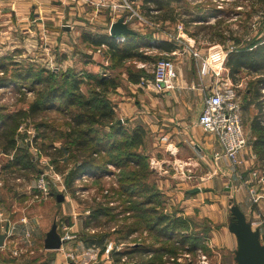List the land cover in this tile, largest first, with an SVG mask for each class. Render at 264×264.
<instances>
[{
	"label": "rangeland",
	"instance_id": "374dc122",
	"mask_svg": "<svg viewBox=\"0 0 264 264\" xmlns=\"http://www.w3.org/2000/svg\"><path fill=\"white\" fill-rule=\"evenodd\" d=\"M67 1L51 0V5L45 7L41 3V14L36 12L38 10L35 5L33 8L23 7L21 10L24 12L21 11L20 14L11 15L8 12L10 16H0V55L4 54L0 58V78L7 80L6 84L0 85V117L18 110L26 113L17 118L18 126L14 130L18 153L15 148L4 153V147L0 146V188L4 187L0 190V211L15 226L4 250V257L12 264L50 259L52 254L44 249V239L53 223L56 224L59 234L66 233L77 240L92 235L94 231L107 236L113 234V238L109 240L113 244L119 243L115 237L122 239L124 234L130 232V227L140 226V222L136 223L140 217L137 208L140 198L133 195L135 193L119 191L121 185L129 183L121 177L133 167L131 163L125 164L119 159L124 154L123 150L128 152L131 149L126 148L128 145L119 144L113 152L108 150L110 137H114L109 135L116 129L112 127L116 119H119L120 125H123L122 130L127 133V136L116 134L114 139L117 143L121 140L130 143L133 137L128 133L132 127L142 123L137 118H121L119 110L116 111L118 102L121 104L122 101V91L128 89L127 72L141 68L143 74L150 77L152 65L160 58L169 57L177 67L174 82H184V86H190L194 82L200 88L202 101V85L209 87L218 82L217 78L209 74L199 76L197 62L187 52L181 50L174 54L158 48L161 40H171L177 49H181L184 45L176 36L183 34L185 39L187 36L194 39L193 45L202 55L214 48H221L227 54L237 47L236 39L240 40L239 47H242L246 41L264 35V0H175L172 7L178 19L159 22L152 21L144 14L142 0H125L126 3L124 0ZM120 16H124L129 27L147 42L139 48L147 56L146 62L134 59L117 61L116 58L113 62L106 45L95 46L83 41L82 33L109 34L111 22ZM200 25L205 28L199 34L195 37L189 35ZM125 40L117 41L122 43ZM17 69L23 70L21 76H15ZM225 69L221 75L229 78L239 94L246 137V146L239 154L238 166L234 167L224 157L215 161L212 156L205 160L189 161L190 165L183 161L176 164V161L170 160L168 154L164 155L161 148L155 146V129L142 123L145 132L141 133L143 146L140 150L147 155L145 163L151 171L146 180L150 184L173 186L183 182L180 187H201L203 193L208 187L216 188V196L208 198L200 194L199 201L204 210H196L198 213L195 214H220L230 223L234 220L230 206L237 204L236 196L243 199L241 207L244 211L248 212L250 209L249 215L252 216L259 208L260 214L256 217L263 222L264 169L259 161L260 146L253 144L255 133L250 126V119L257 114L258 108L246 97L247 89L253 87L250 82L255 74L241 69L232 80L228 75L226 62ZM27 70H30L29 74ZM65 73H68L67 78H64ZM92 74L114 77L118 85L115 88L109 87L108 91H101V86H96L89 78ZM48 76H51V81L42 82ZM76 77H82V82L78 85L81 98L70 93L73 85L71 83ZM149 77L143 78H152ZM176 86L181 87V84H175ZM144 87L156 95L170 91L154 92L152 87ZM50 88H56L59 92L65 90L64 98L55 99L53 107L28 115L30 104L39 98L38 92ZM261 93L260 103L263 109L260 117L264 115V88ZM73 98L74 103H69ZM88 99H91L90 105L85 109L83 104ZM102 101L115 106L114 117L98 120L95 115L87 118L94 109L99 111L97 103ZM79 112L86 116L87 121L83 124H76L75 118ZM121 119L127 124H123ZM89 127L92 128L88 130V134L81 133L82 129L87 130ZM94 133L96 137L92 138ZM120 148L122 151L119 152ZM136 148L137 144L133 142V149ZM95 150L98 153L86 156L99 165L100 170L79 172L67 187L68 172L80 163L84 152L88 154ZM163 166L166 171L161 175ZM222 171L227 175L224 173L221 176ZM41 178L47 183L46 189L38 187V180ZM162 179L167 181L161 182ZM133 180L138 183L141 181L137 177ZM247 185L253 187L254 197H258L255 202ZM11 194L14 198L13 204L9 200ZM58 194L64 196L60 202L56 200ZM2 195L7 196L4 201ZM193 197L195 196L192 194ZM187 198H191L190 195ZM155 201L159 202L161 198ZM174 212L173 209L170 213ZM141 230L143 235H146L144 230H147V238L155 237L160 240L159 235L149 230L146 223L142 224ZM14 249L17 250V255L12 254ZM72 249L75 252L76 249ZM69 254L71 252L67 254L68 264H76Z\"/></svg>",
	"mask_w": 264,
	"mask_h": 264
},
{
	"label": "crops",
	"instance_id": "0c3cea01",
	"mask_svg": "<svg viewBox=\"0 0 264 264\" xmlns=\"http://www.w3.org/2000/svg\"><path fill=\"white\" fill-rule=\"evenodd\" d=\"M50 2L51 0H0V16H10L8 12L11 15L12 13L20 14L21 11L24 12L21 10L23 7L33 8L35 5L38 10L36 12L40 13V8L50 6ZM21 15L24 14L21 13ZM29 31L33 30L29 29ZM3 55L1 54L0 58ZM196 69L198 73L197 65ZM127 84L128 89L120 92L123 95L122 101L121 104L118 102L116 111L119 110L121 118H137L140 119L139 122L155 129V146L161 148L164 155L168 154L170 160L176 161V164L183 161L188 165L189 161L205 160L206 157L209 159L214 151L218 150L214 136L205 133L197 125L196 120L202 109L203 101L200 88L194 82L190 86H184V82H177L175 84H181V87L176 86L163 95L150 93L140 85V82L127 80ZM198 95L199 97H197ZM162 169L161 173L159 172L161 175L166 171L164 166ZM224 173L227 175L225 171H222L220 175L223 176ZM164 181L167 179L161 180V182ZM182 184L183 182L176 183L173 186L172 184L159 183L157 188L165 199L162 203L164 211L172 212L174 209L176 216L186 221L187 227H177L176 231H169L164 236L160 235L158 241L155 237L147 238V230H144L146 235H143V232L140 233L141 226L144 224L140 222V226L130 227V232L124 234L122 239L115 237L120 244H123L122 251H115L110 257L105 255V246L113 238V234L107 236L93 230L92 235L85 236L82 240L70 237L67 241H63L57 249L44 247L46 251H50L52 257L28 264H68L67 254L69 252L73 253V262L76 264H120L122 257L125 258L127 264H200L201 255L207 258L208 264L234 263L237 241L235 235L229 230L230 223L220 214H195L198 213L196 210H204V206H201L199 201L200 194L208 198L216 196V188L208 187L203 193L199 187L200 191L190 193L188 191L191 187L182 188L180 187ZM207 186L209 185L207 184ZM3 188L1 187L0 190ZM238 190H242V188H238ZM192 194L195 197L192 198ZM187 195H190L191 198H187ZM2 198L4 201L7 196L2 195ZM239 198L235 196L236 203L244 212L252 229L258 230L260 241L264 243V223L254 214L249 215L250 209L248 212L244 211L241 207L243 199ZM9 200L12 204L14 203L12 194ZM3 215L4 212L0 211V233H5L3 244L0 246V264H12L10 260L5 259L4 250L8 246L9 237L13 235L15 226ZM193 222L195 225H192ZM151 231L158 234L157 229ZM191 238H196V242H192ZM150 240L152 241L150 242ZM72 247L76 249L75 252ZM213 258L216 260L214 263Z\"/></svg>",
	"mask_w": 264,
	"mask_h": 264
},
{
	"label": "trees",
	"instance_id": "16d2710c",
	"mask_svg": "<svg viewBox=\"0 0 264 264\" xmlns=\"http://www.w3.org/2000/svg\"><path fill=\"white\" fill-rule=\"evenodd\" d=\"M175 0H142V10H144V14L148 16L152 21L159 22V21H166L171 20L175 21L178 19L177 13L174 12V8L172 7L173 2ZM205 27L197 26L195 27V31L192 33H189L191 36H196L199 34L198 32L201 29H204ZM83 41L89 42L92 45L99 46V45H106L107 49L110 53V58L114 61L116 58L117 61H122L125 59H134L135 61H144L146 62L147 56L142 53V51H139L141 46H145L143 44H147V42H144L142 37L138 32L135 31L132 35H126L125 41L120 43L117 41L116 37L113 35H109L108 33L100 34V35H94L90 33H82ZM240 40L236 39L235 44L237 47L235 49L230 50L227 53L226 56V66L229 70V77L234 80L235 75L241 70L245 69L249 73H254L255 77L252 82H250V85H253V87H249L246 92L247 100L255 104L256 108H258V112L256 115L252 116L250 119V126L253 132L255 133V140L253 141V144L255 146H260L259 150V161L263 165L264 169V115L262 117L259 116L261 110L263 109L262 104L260 103V98L262 96L261 90L264 88V35L252 39L250 41H246V44L242 47L240 46ZM158 48H160L163 51H173L176 48V45L171 40H161L160 44L158 45ZM1 67H4L1 66ZM30 68V67H29ZM143 70L141 68L137 69V71L127 72V80L131 82H139L141 78L143 77H149L145 76L142 72ZM28 74L30 73V70H27ZM23 73L22 69H17L15 76H21ZM68 73H65L64 78H67ZM153 75H150L152 77ZM149 77V78H150ZM51 76L46 77L45 79H42V82L49 83L51 81ZM89 78L92 80V82L96 86H101V91H108L111 88H115L118 83L115 82L114 77H106V76H98V75H89ZM82 77H76L73 79L71 94L76 95L78 97H82V94L79 91L78 85L82 82ZM39 81L36 80V82ZM7 80L5 78H0V85L6 84ZM65 91V90H64ZM64 91H58L56 88H50L46 89L45 91L38 92L39 98L32 101V103L29 106V109L27 111L28 115H32L36 113L38 110L47 109L54 106V100L55 99H61L64 98ZM67 92V91H66ZM98 93L99 92L98 90ZM75 96V97H76ZM66 98V97H65ZM86 101L83 106L86 109L90 105V102ZM68 101V100H67ZM69 103H74V98L69 101ZM97 109H94L91 111L89 116L87 118H90V116H98V120H105L114 117L115 115V106H113L110 103L102 101V103H97ZM23 114H26L25 111L18 110L12 114H4L0 118V146L4 147L3 152L9 153L12 149L15 148V151L18 153L19 148L15 146V138H14V130L18 126V117H22ZM84 115H81V112L76 115V124H83L87 120H85ZM93 118V117H92ZM97 121V119L95 120ZM123 124H127L124 119H122ZM121 122H119V119H116L115 122L112 124V127H114V131L112 135L114 136L110 137L111 140L109 142L108 150L113 152L115 149H117L118 145L122 144L126 146V148L131 149L130 151L126 152L125 150L122 151V149H118V151L124 152L122 156H120V160L124 161V163H131L133 167L126 171L121 179L129 182L127 184H123L119 187V191L127 192L129 194H133L135 196H138L140 198V201L137 203V208L139 210V218L136 223L142 222L146 223V226L150 230L157 229V235H166L169 231H174L177 227L181 228L187 227V223L185 220H182L179 216H176L175 212L171 214L170 212L164 211L162 203L165 201L164 196L161 194L159 189L157 188V185L154 183H147V177L149 173L151 172L148 170L147 164L145 163V159L147 158V155L143 152H141L142 148V135L141 133H144V125L138 124L135 127L131 128V132L128 133L133 137V140L126 141L121 140L117 143L114 138H116V134L120 136H127V133L122 130L123 125H120ZM92 127H89L87 130L82 129V134H88V130ZM128 128V127H125ZM94 130V129H93ZM95 133H98L95 131ZM92 135V138H95L96 135ZM84 134V135H85ZM122 134V135H121ZM109 138V139H110ZM144 141V140H143ZM133 142L137 144V148L133 149ZM78 144V143H76ZM79 145V144H78ZM80 145L83 146V143H80ZM98 147V146H97ZM122 147V146H120ZM98 147V151H99ZM107 150V149H106ZM98 151H91L86 154L83 153L84 158L80 161L79 164L75 166L74 169L70 170L68 172L66 178V184L67 187H69L73 181V179L79 174V172L84 171H92L95 172L96 170H100L99 165L94 164L92 159H88L86 155H91L93 153H98ZM15 152V153H16ZM16 158V157H15ZM17 160L20 158L17 157ZM117 163V162H115ZM140 178V183L134 181L133 179ZM133 182V183H132ZM139 188H136V186ZM135 186V187H134ZM126 190V191H125ZM128 190V191H127ZM149 194V195H147ZM143 198V199H142ZM157 198H161V201H155ZM101 209V208H100ZM99 209V210H100ZM98 210V211H99ZM100 212V211H99ZM98 212V213H99ZM96 215V214H94ZM195 225V223L193 222ZM134 225V224H133ZM179 230V229H178ZM177 230V231H178ZM176 231V230H175ZM184 238V236H182ZM192 242H196V238H191Z\"/></svg>",
	"mask_w": 264,
	"mask_h": 264
},
{
	"label": "built area",
	"instance_id": "2783aa9c",
	"mask_svg": "<svg viewBox=\"0 0 264 264\" xmlns=\"http://www.w3.org/2000/svg\"><path fill=\"white\" fill-rule=\"evenodd\" d=\"M124 2L126 3L125 0ZM183 36V34H179L176 36V39L184 46L181 49L176 48L172 52L174 54L180 53L181 50L187 52L197 62L200 76L209 74L218 80L217 84L209 85V87L202 85L201 89L204 90L203 106L197 116V125L204 132L212 134L215 138L218 150L214 151L212 158L217 161L219 158L224 157L236 167L239 163V154L246 146V137L242 125L241 104L238 91L227 76L221 75L222 70H226L225 62L227 54L221 48H214L209 53L202 55L194 47V39L189 36L185 39ZM116 38L117 40H124L125 36H118ZM176 74L177 67L173 60L169 57H163L152 65V78H141L140 82L142 87L145 85L152 87L155 91H166L175 87L174 81ZM38 187L43 189L47 188V183L44 179L41 178L38 180ZM246 187L255 202L258 197H254L253 187L248 185ZM259 212L258 208V211L256 210L253 214L259 216ZM61 238L65 241L70 236L65 233L61 235ZM122 246L123 244L119 243L115 245L109 241L105 246V255L110 257L113 252L122 251ZM12 254L17 255V250H12ZM69 257L72 260L74 259L72 253L69 254ZM120 264H127L124 257L121 258ZM200 264H208L207 258L204 255L200 256Z\"/></svg>",
	"mask_w": 264,
	"mask_h": 264
},
{
	"label": "water",
	"instance_id": "95a60500",
	"mask_svg": "<svg viewBox=\"0 0 264 264\" xmlns=\"http://www.w3.org/2000/svg\"><path fill=\"white\" fill-rule=\"evenodd\" d=\"M66 29H69V26H66ZM134 33L135 30L129 27L124 16H120L111 22L109 27V34L115 37L132 35ZM199 190V187H194L189 192L193 193ZM63 199L64 196L62 194L56 196V200L59 202ZM230 211L234 216V220L230 222L229 230L235 235L237 241L235 262L232 264H264V243L260 241L258 230L252 229L244 212L237 204H232ZM4 238L5 233H0V246L3 244ZM62 243L61 235L57 232L56 224L53 223L46 233L44 247L46 249H57Z\"/></svg>",
	"mask_w": 264,
	"mask_h": 264
}]
</instances>
